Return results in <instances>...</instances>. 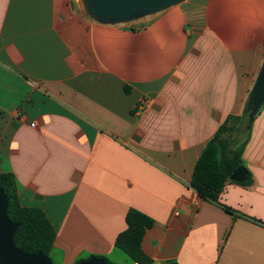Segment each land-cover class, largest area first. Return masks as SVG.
I'll return each mask as SVG.
<instances>
[{"label":"crops","instance_id":"0c3cea01","mask_svg":"<svg viewBox=\"0 0 264 264\" xmlns=\"http://www.w3.org/2000/svg\"><path fill=\"white\" fill-rule=\"evenodd\" d=\"M263 58L264 0H181L117 22L78 0H0V173L46 214L53 264H138L114 245L131 208L152 219L151 264H264V103L242 152L250 183L217 201L190 186Z\"/></svg>","mask_w":264,"mask_h":264},{"label":"trees","instance_id":"16d2710c","mask_svg":"<svg viewBox=\"0 0 264 264\" xmlns=\"http://www.w3.org/2000/svg\"><path fill=\"white\" fill-rule=\"evenodd\" d=\"M125 90H128L127 86ZM248 97L242 113L225 118L206 142L195 163L190 186L204 199L217 201L225 184L235 182L229 179L230 174L239 165H243L242 152L250 131V128L245 129L243 126ZM241 132H244L243 137H240ZM250 181L251 176L248 173L247 179L241 184L247 185ZM0 187L8 198L6 215L19 223L13 236L15 245L27 253L40 251L48 255L53 247L55 231L46 214L39 207L21 205L11 172L0 173ZM125 222L126 226L117 234L114 245L133 262L151 264L152 259L143 251L142 239L145 231L152 225V219L131 208L126 213ZM94 257L102 258L106 264H115L104 256ZM82 260L85 259L78 258L73 264H79Z\"/></svg>","mask_w":264,"mask_h":264},{"label":"water","instance_id":"95a60500","mask_svg":"<svg viewBox=\"0 0 264 264\" xmlns=\"http://www.w3.org/2000/svg\"><path fill=\"white\" fill-rule=\"evenodd\" d=\"M181 0H84L85 10L102 22H117L135 18L144 13L161 10ZM264 103V58L248 97L243 126L249 129L254 115ZM241 132L240 137H243ZM248 177L244 165H239L229 176L235 182H243ZM8 198L0 187V264H53L49 255L40 251L27 253L19 249L13 236L19 223L7 215ZM79 264H106L100 257H91Z\"/></svg>","mask_w":264,"mask_h":264},{"label":"built area","instance_id":"2783aa9c","mask_svg":"<svg viewBox=\"0 0 264 264\" xmlns=\"http://www.w3.org/2000/svg\"><path fill=\"white\" fill-rule=\"evenodd\" d=\"M146 100L145 99H143V100H141V102L139 103V106L140 107H143L144 105H146Z\"/></svg>","mask_w":264,"mask_h":264},{"label":"bare ground","instance_id":"6f19581e","mask_svg":"<svg viewBox=\"0 0 264 264\" xmlns=\"http://www.w3.org/2000/svg\"><path fill=\"white\" fill-rule=\"evenodd\" d=\"M79 2L83 5V7L85 6L84 0H79Z\"/></svg>","mask_w":264,"mask_h":264},{"label":"rangeland","instance_id":"374dc122","mask_svg":"<svg viewBox=\"0 0 264 264\" xmlns=\"http://www.w3.org/2000/svg\"><path fill=\"white\" fill-rule=\"evenodd\" d=\"M78 2H79V0H78ZM79 4L81 5V7L83 8V9H85L84 7H83V5L79 2Z\"/></svg>","mask_w":264,"mask_h":264}]
</instances>
